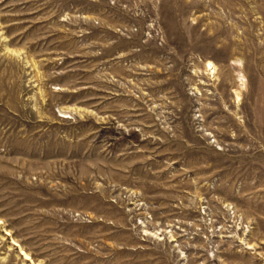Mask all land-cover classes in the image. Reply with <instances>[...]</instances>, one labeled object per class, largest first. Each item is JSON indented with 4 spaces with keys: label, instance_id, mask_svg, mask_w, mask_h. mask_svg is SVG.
I'll use <instances>...</instances> for the list:
<instances>
[{
    "label": "rangeland",
    "instance_id": "374dc122",
    "mask_svg": "<svg viewBox=\"0 0 264 264\" xmlns=\"http://www.w3.org/2000/svg\"><path fill=\"white\" fill-rule=\"evenodd\" d=\"M0 221V264H264V0H0Z\"/></svg>",
    "mask_w": 264,
    "mask_h": 264
},
{
    "label": "bare ground",
    "instance_id": "6f19581e",
    "mask_svg": "<svg viewBox=\"0 0 264 264\" xmlns=\"http://www.w3.org/2000/svg\"><path fill=\"white\" fill-rule=\"evenodd\" d=\"M207 66H208V68L211 69V70H213V69L215 70V69H216L215 64L212 63V62H209V63L207 64ZM0 222H1V221H0ZM25 255L27 256V259L30 258V255H29L28 253H25Z\"/></svg>",
    "mask_w": 264,
    "mask_h": 264
}]
</instances>
